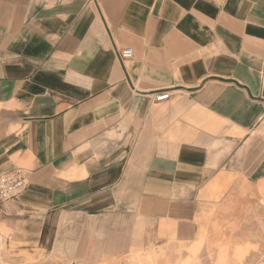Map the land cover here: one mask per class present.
Segmentation results:
<instances>
[{
  "label": "crops",
  "instance_id": "obj_1",
  "mask_svg": "<svg viewBox=\"0 0 264 264\" xmlns=\"http://www.w3.org/2000/svg\"><path fill=\"white\" fill-rule=\"evenodd\" d=\"M16 168L0 242L19 264L247 263L264 0H0V176Z\"/></svg>",
  "mask_w": 264,
  "mask_h": 264
},
{
  "label": "built area",
  "instance_id": "obj_2",
  "mask_svg": "<svg viewBox=\"0 0 264 264\" xmlns=\"http://www.w3.org/2000/svg\"><path fill=\"white\" fill-rule=\"evenodd\" d=\"M132 55V49L121 52V58L124 60L131 59ZM154 97L156 102H161L168 100L170 96L169 92H162L155 94ZM27 181L28 175L20 168L13 169L8 174L0 176V204L26 190ZM67 264L73 263L70 262Z\"/></svg>",
  "mask_w": 264,
  "mask_h": 264
},
{
  "label": "rangeland",
  "instance_id": "obj_3",
  "mask_svg": "<svg viewBox=\"0 0 264 264\" xmlns=\"http://www.w3.org/2000/svg\"><path fill=\"white\" fill-rule=\"evenodd\" d=\"M254 223L251 229L246 231L248 237H253L257 242L254 247L255 252L252 254L251 259L245 264H264V208L260 209L254 216ZM0 264H19L17 261L12 260L5 245L0 242ZM50 264V263H47ZM67 264V263H66Z\"/></svg>",
  "mask_w": 264,
  "mask_h": 264
}]
</instances>
